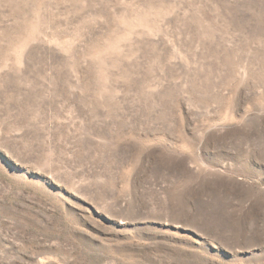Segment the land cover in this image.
<instances>
[{"label": "rangeland", "instance_id": "374dc122", "mask_svg": "<svg viewBox=\"0 0 264 264\" xmlns=\"http://www.w3.org/2000/svg\"><path fill=\"white\" fill-rule=\"evenodd\" d=\"M0 264H264V0H0Z\"/></svg>", "mask_w": 264, "mask_h": 264}]
</instances>
